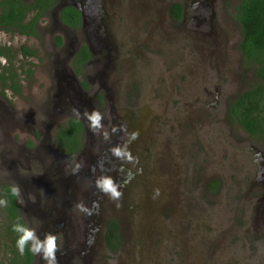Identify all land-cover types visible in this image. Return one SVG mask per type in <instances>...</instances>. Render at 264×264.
<instances>
[{
	"label": "rangeland",
	"instance_id": "obj_1",
	"mask_svg": "<svg viewBox=\"0 0 264 264\" xmlns=\"http://www.w3.org/2000/svg\"><path fill=\"white\" fill-rule=\"evenodd\" d=\"M173 1L102 2L106 42L102 52L109 49V60L102 82L95 81L98 92L105 93L101 102L91 92L96 56L78 77L87 83L90 111L104 114L110 133L121 126L127 132L112 133L105 141L87 126L81 150L62 158L70 167L74 159L84 165L77 175L71 174V182L79 184H70V198H64L70 206L62 203L65 211L73 217L82 214L74 205L78 188L85 193L82 203L91 207L98 201L99 208L83 219L77 216L79 225L66 236L75 245L74 255L65 247L66 238H60L64 251L58 253L59 264H264V221L254 199L264 187V179L258 180L264 171L257 172L264 164V136L248 134L224 110L233 94L256 80L237 46L241 25L233 17L236 0H180L211 9V24L204 34L194 33L185 15L183 20L171 19ZM50 40L48 35L49 46ZM0 43L11 52L20 44L35 45L24 35L3 31ZM35 47L36 54L25 59L16 55L9 62L0 56V65L11 63L17 73L28 65L33 71L29 80L25 71L20 72L19 94L6 88L0 95V184L12 177L11 156L23 143H35L24 118L39 122L46 112L54 88L53 64L70 60L69 46L50 51L40 39ZM43 119L48 122L49 116ZM134 131L138 138L129 148L138 163H123L110 149L126 142L127 133ZM42 139L39 134L38 143ZM113 160L120 166H112ZM128 171L133 174L130 181ZM102 174L122 183L120 207L96 189L95 179ZM24 199L20 213L36 227L37 219L24 214L23 207L33 214L37 208ZM3 208L0 264L13 253L5 236ZM110 219L119 225L116 248L104 238ZM30 264L44 261L34 255Z\"/></svg>",
	"mask_w": 264,
	"mask_h": 264
},
{
	"label": "flooded vegetation",
	"instance_id": "obj_2",
	"mask_svg": "<svg viewBox=\"0 0 264 264\" xmlns=\"http://www.w3.org/2000/svg\"><path fill=\"white\" fill-rule=\"evenodd\" d=\"M23 1H30V0H23ZM88 1L89 4L92 2L93 4L97 2V6H96V10L94 9L90 13L88 11V13L91 16L90 18L86 19L85 22L83 23L81 12L73 3L75 2L84 5L87 4ZM102 2L103 0H51L50 3L52 4L49 7L45 8L43 12H41L34 21V28L36 29V34L20 33L17 30L5 29L4 27L5 24L4 23L0 24V31L9 34L24 35V37L27 38L28 40L30 39L32 42L35 41L34 46L28 43L24 44L30 47L31 49L35 50V54H36V50L38 51L37 47L35 46L38 44L40 39L43 40L44 48L50 51H52L53 48L56 47H59V49H61V48H65L66 46L67 47L69 46L68 48L69 50L67 51L66 54L67 57L68 56L70 57L69 63L66 64L64 61V63L60 65L53 64L54 69H52V72L55 80L53 81V85H54L53 91L52 93L51 92L49 93V97L47 101L48 102L47 110L49 109V111L47 112L46 110V112H44L42 117L39 118V122H36L35 118H29V117L24 118V120L28 122L27 124L29 125V127H27V129L30 132V134L34 137L35 143H31V142L23 143L19 148V150H17V152L11 156L12 162L10 166L13 167L12 168L13 172H11L12 177H9V180L7 181H3L10 185H12L13 183L19 184L22 189L24 198L28 197L30 193L36 196V202L32 204V208H37V210L34 209L36 212H34L33 214L32 212L33 210L29 212L27 211V208L23 207V213L24 214L26 213L27 215H32L35 219H37L36 220L37 225L35 228H37L41 237H43V234L45 232H54L60 235L61 239L62 238L65 239L66 236L70 235V233H72V231L75 230V228H77L76 224L79 225V223H77L79 221L78 219L79 218L83 219L85 215L84 213L82 214L80 213L78 215L74 213V217H73L70 212L64 211L62 204L65 203L67 204V206H70V203L66 201L64 202V198L66 197L70 198V194H71L70 184L72 179L71 167L62 158H64L65 156H72L77 154V152L82 148L83 141L81 147L74 154L70 155L63 152L54 143L53 139H54L56 127L63 121L68 120L69 117L74 116L72 111L74 108H78L82 113L85 110L90 111V106H88V102H87L88 101L86 95L87 91L85 90L87 87L86 86L87 83L79 79L78 76L83 71L84 67L89 64L88 62L92 60L95 56L96 59L94 60L96 62V67L92 75V77L95 80H90L93 83L91 85L92 96H94V98L99 103L102 101L105 95L103 91L100 93L98 92L99 87L98 84H96L97 82H95L98 80L102 82L103 76L106 75L107 73L108 64L106 62L107 60H109V57H107L108 56L107 53L109 49H107V53L102 52L103 51L102 45L106 43L103 38L105 35V31H104V23H103L104 21L101 15L103 12ZM175 2L181 5V11H180V16L176 17L173 15L170 6L169 14L172 20L175 21L183 20L185 15L186 17L184 21L194 30V33L202 32V34H204L205 32H207V30L210 27L211 17H212L211 9L208 6L205 5L199 6V4H194V3L186 4L184 2H181L180 0L173 1L171 5ZM237 2L238 0H236V3ZM7 6L8 5H6L5 3L3 4L0 3V11ZM67 6H72L78 11L79 19H80V22L78 24L72 25L66 22V20H64L65 18L64 19L62 18V9ZM98 14L100 16L99 21H98ZM27 18L28 17H25L23 20ZM94 19L97 21L98 23L97 25ZM93 24H95V26H93ZM90 26L91 27L93 26L94 29H92ZM14 27L17 29V26L14 25ZM88 30L91 33H94L95 30V34H96L95 43H91L90 45L88 44L89 43L88 40L90 38ZM48 35L49 37L51 36L50 46L48 45V42H46ZM58 35L60 36L61 41L60 43L57 44L55 42V37H57ZM241 37L242 35H240L237 40V46L241 54V59L242 61L244 60L243 64L245 63V66L249 67V69L253 73V77L256 79V75L253 67V65L255 64V59L247 58L246 55L240 49L239 41L241 40ZM0 44L6 45V43H0ZM82 44L87 45L88 50L90 52V56L87 60H84L80 64L75 65L73 63V59L77 49ZM21 45L22 44L15 47V49H18L16 52L17 58L19 57L20 59L23 58L25 59L26 57L33 56V55H29L24 57L20 51ZM56 53L58 57L60 53L59 52ZM0 56H3L5 59H7L4 54H0ZM66 56L63 60L67 58ZM103 57H105L106 59L105 61H102ZM3 65H0V70ZM76 68L78 69L76 70ZM21 71L22 69H20L17 73L19 77L18 81L20 83V86L22 84L20 77ZM25 76L26 79L29 80L26 71H25ZM6 88L10 89L8 87H5L3 89L4 92ZM240 92L241 91L233 94L234 96L227 101L224 110L226 116L229 119H230V114L228 113L229 104L235 98V96ZM1 94L5 95V93L3 94L0 92V95ZM45 114L49 116L48 122H45V120L43 119ZM80 120L83 125L82 134L84 136V133L88 126V122L83 118H80ZM241 128L244 129L242 126ZM245 131L249 134L247 130ZM39 134L43 136V139L42 142L38 143ZM260 135L262 136L261 133ZM260 135L254 134L252 136H260ZM261 170L264 171L263 163L262 165H259V169L257 172H260ZM263 174L258 179L259 181H262L264 179ZM74 187L77 186L74 185ZM74 187H73V191L76 189ZM77 190L74 191V195L77 192V198H75L74 205L80 203L82 201L81 200L82 197L85 195L84 192L82 193L80 188H78ZM254 199L256 200L257 206H260L262 210V218L264 221V187L262 188V190L259 191V193H257ZM16 202L19 209V203L17 199ZM22 215L23 214H21V216ZM71 216L74 219L75 223L72 222ZM77 216L78 219H76ZM22 218L24 220V223H27L30 226L34 227L33 225H31L32 222L28 217L24 218L22 216ZM66 240L67 242L65 244V247L69 246L68 251L70 252L71 255H74L75 245H73L72 238L67 237ZM63 251L64 250L62 249V253ZM33 259H34V255L32 257V260ZM30 263H32V261ZM258 263L261 264L262 262L260 261Z\"/></svg>",
	"mask_w": 264,
	"mask_h": 264
},
{
	"label": "trees",
	"instance_id": "obj_3",
	"mask_svg": "<svg viewBox=\"0 0 264 264\" xmlns=\"http://www.w3.org/2000/svg\"><path fill=\"white\" fill-rule=\"evenodd\" d=\"M50 2L51 0H1V4L5 3L8 6L0 11V24L4 23L5 29L36 34L34 21L45 8L52 4ZM171 9L174 16H180L181 5L179 3H173ZM233 16L241 25L240 49L247 58L255 59L253 67L256 80L250 87L235 96L229 104L228 113L231 121L240 124L249 134L260 135L261 133L264 136V0H238L234 5ZM25 17L28 18L23 20ZM62 18L72 25L80 22L78 11L72 6L62 9ZM60 41L59 35L55 37L57 44ZM17 50L14 49L15 53L11 52L7 45L0 44V54H4L9 62L16 57ZM20 51L24 57L35 54V50L24 44L20 46ZM89 56L87 45L82 44L76 51L73 63L80 64ZM8 64L11 65V63ZM8 64L3 65L0 70V92L4 94L3 89L8 87L13 93H20L21 86L17 70L12 65L9 67ZM22 71H26L28 77H31L32 69L29 65L26 69L22 68ZM82 130L81 120L71 116L56 127L54 143L63 152L72 155L82 145ZM10 186L8 183L0 184V198H6L9 201L8 206L3 208L5 217L3 226L5 236L10 241L9 250L13 252L5 264H30L33 254L26 250L25 255L21 256L16 247L18 234L12 230V226L17 218H21L22 223L24 220L18 209L16 198L11 195ZM105 240L110 248H116L120 243L119 225L115 219L107 222Z\"/></svg>",
	"mask_w": 264,
	"mask_h": 264
},
{
	"label": "clouds",
	"instance_id": "obj_4",
	"mask_svg": "<svg viewBox=\"0 0 264 264\" xmlns=\"http://www.w3.org/2000/svg\"><path fill=\"white\" fill-rule=\"evenodd\" d=\"M73 115L77 118H83L88 122V128L91 132L97 135H102L105 141L111 139V134L118 131L127 132L126 126L120 128L112 127L111 133L105 127L103 121L105 116L100 111L93 109L91 111L85 110L83 113L74 108ZM127 140L123 144L113 146L110 151L112 156L123 163H138V158L134 157L130 151L129 145L132 141L138 138V132L127 133ZM83 163L73 160L71 165V174L77 175L83 168ZM121 171H124L122 168ZM7 174V169H5ZM133 178L131 171H128L126 180L130 181ZM96 189L106 195L110 200L116 202V206L120 207V201L123 193L121 191L122 183L118 182L111 175L102 174L95 179ZM10 192L21 205H26L22 189L19 184L13 183L10 186ZM156 194H159V190H156ZM28 200L32 203L36 202V196L32 193L28 195ZM9 201L6 198H0V207H7ZM75 207L82 213L91 216L95 210L99 208V202L93 201L92 206L88 207L84 203L80 202ZM12 230L18 234L16 240V247L21 256L25 255L26 250L31 254L40 257L44 264H59L58 253L62 254V241L58 234L54 232H45L43 237L39 234L37 228L30 226L27 223H22L21 218H17L16 223L13 224Z\"/></svg>",
	"mask_w": 264,
	"mask_h": 264
},
{
	"label": "water",
	"instance_id": "obj_5",
	"mask_svg": "<svg viewBox=\"0 0 264 264\" xmlns=\"http://www.w3.org/2000/svg\"><path fill=\"white\" fill-rule=\"evenodd\" d=\"M79 10H80V12H81V15H82V22L84 23L85 22V20L86 19H88V18H90V12H92L94 9L96 10V6H97V2L96 3H94L93 4V2L92 3H90L89 4V1H88V3L87 4H84V5H82V4H80V3H73ZM88 11H89V13H88ZM100 16H99V14H98V21H99V18ZM96 19V18H95ZM94 19V20H95ZM96 21V20H95ZM98 23H97V21H96V25H97ZM93 26H95V24H93ZM93 26L91 27L92 29H94L93 28ZM88 33H89V35H90V38H89V45L91 44V43H95V41H96V34H95V30H94V33H91L89 30H88ZM104 162H106V161H102V163L103 164H101L102 166H106L108 169L107 170H109V166H107L106 165V163H104ZM113 162L114 163H112V166H114V165H119L118 164V162L117 161H115V160H113ZM120 166V165H119ZM70 179V178H69ZM72 179H73V177H72ZM73 185H77V184H79V181H75L74 180V183L73 182H71ZM64 211H65V209H64ZM106 225H107V223H106ZM106 225H105V229H104V232L106 231ZM104 238H105V234H104ZM106 241V240H105Z\"/></svg>",
	"mask_w": 264,
	"mask_h": 264
}]
</instances>
